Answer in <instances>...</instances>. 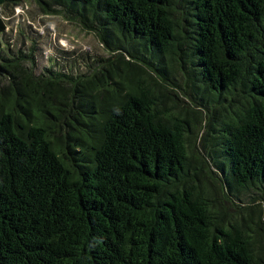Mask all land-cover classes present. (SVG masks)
I'll use <instances>...</instances> for the list:
<instances>
[{"label":"trees","instance_id":"obj_1","mask_svg":"<svg viewBox=\"0 0 264 264\" xmlns=\"http://www.w3.org/2000/svg\"><path fill=\"white\" fill-rule=\"evenodd\" d=\"M20 1L0 0V264H264L262 222L216 209L264 187V0H44L110 53L88 74L4 46Z\"/></svg>","mask_w":264,"mask_h":264},{"label":"rangeland","instance_id":"obj_2","mask_svg":"<svg viewBox=\"0 0 264 264\" xmlns=\"http://www.w3.org/2000/svg\"><path fill=\"white\" fill-rule=\"evenodd\" d=\"M51 9L58 11L61 10V7L53 4ZM48 10L44 0L39 4L36 0H21L19 5H16L13 14H11V6L4 10L7 25L3 36L4 46L9 45L13 52L21 49L27 54L33 49V64L36 74H40L47 68L55 70L74 68V74H88L97 66L99 60L110 57V53L93 33L82 29L77 23L68 20L65 15L46 12ZM75 54L80 55L77 64L74 61ZM26 65L29 66L30 63ZM171 77L182 84L181 74L177 70ZM174 90L183 102H189L181 89ZM163 102L165 107H169L170 110L177 113L178 109L173 107V102L167 96ZM181 115H185V111ZM190 119L193 120L192 117ZM204 129L205 122L201 120L197 123V129L194 131L198 145L201 142ZM74 134L77 135L75 132ZM57 136L56 134V144L60 140V137L57 138ZM203 180L207 179L203 178ZM205 184L209 190L213 189L211 179ZM240 198L241 201L231 198L228 202H219L216 204V209L221 214L225 213L227 218L232 216L231 218L237 220L245 219L248 223L260 220L262 222L261 230L264 234V187L253 189ZM252 198L255 199L254 202L251 201ZM232 201L234 205L231 204Z\"/></svg>","mask_w":264,"mask_h":264}]
</instances>
